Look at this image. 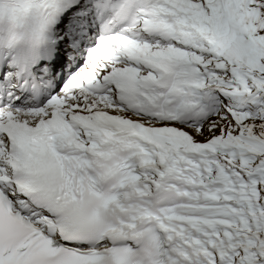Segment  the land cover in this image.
<instances>
[{"label":"snow or ice","instance_id":"6c2138e0","mask_svg":"<svg viewBox=\"0 0 264 264\" xmlns=\"http://www.w3.org/2000/svg\"><path fill=\"white\" fill-rule=\"evenodd\" d=\"M0 264H264V0H0Z\"/></svg>","mask_w":264,"mask_h":264}]
</instances>
